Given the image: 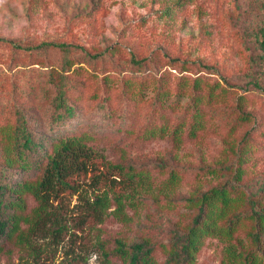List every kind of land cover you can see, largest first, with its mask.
<instances>
[{"label":"rangeland","instance_id":"rangeland-1","mask_svg":"<svg viewBox=\"0 0 264 264\" xmlns=\"http://www.w3.org/2000/svg\"><path fill=\"white\" fill-rule=\"evenodd\" d=\"M263 39L264 0H0V150L2 128L21 109L45 141L56 131L81 127L91 134L94 149L133 172L130 185L94 184L89 175L72 179L77 187L54 208L64 223L54 236L30 231L37 201L30 192L21 198L16 189L37 178L38 166L8 165L4 197L15 205L17 227L0 236V264H128L117 253L119 240L139 239L154 242L157 264H166L173 228L185 229L192 221L189 197L222 183L228 164L241 165V142L249 130L257 149L242 162L244 182L264 186ZM42 41L66 42L71 50L66 55L59 47H36ZM55 69L66 71L78 109L57 124L50 122L54 106L45 95L47 89L55 93ZM199 77L202 91L213 83L216 91L226 90L223 100L205 107L199 135L181 142L170 135H140L150 111L147 101H133L140 87L150 97L160 81L193 92ZM188 100L179 109L166 108L171 122L181 118ZM237 104L253 114L249 122L231 124L225 116L236 114ZM173 168L183 177L168 186L164 177ZM146 169L155 172L154 182H140L139 171ZM97 194L107 195L94 208L102 216L91 209ZM226 244L208 236L196 264H230Z\"/></svg>","mask_w":264,"mask_h":264},{"label":"trees","instance_id":"trees-1","mask_svg":"<svg viewBox=\"0 0 264 264\" xmlns=\"http://www.w3.org/2000/svg\"><path fill=\"white\" fill-rule=\"evenodd\" d=\"M36 45L59 47L66 55L71 50L70 44L66 42L42 41ZM16 46L22 47L23 44L18 43ZM51 79L55 93L52 96V90L47 89L45 95L49 99L52 97L54 110L51 112L50 122L57 124L75 116L78 109L77 104L70 99L72 90L67 82L66 71L53 70ZM160 82L155 84V94L151 97L146 94L147 90L140 87V94L133 98L134 102L147 101L150 106L143 129L139 131L142 136L170 135L177 142L196 137L206 125L205 107L223 100L226 93L225 88L216 91L218 87L215 83L209 90L202 91L200 85L204 80L201 77L194 79L193 92H187L183 86L172 90L164 82ZM183 82H189V79L184 78ZM187 97L189 100L184 103L183 115L171 122V115L166 112V108L179 109L178 106ZM106 107L113 108L108 103ZM236 107V114H225L231 118L230 123L233 120L249 122L253 114L244 110L240 104ZM17 114L14 122L7 123L2 128L5 145L0 150V236L17 227L16 213L11 211L15 205L11 199L4 197L5 184L2 177L5 178L7 174L8 165L22 168L32 164L38 166L39 175L35 180H25L18 187L14 186L20 196L22 192L33 194L37 206L29 229L33 232L43 231L45 235L50 233L59 236L64 230V223L60 221L59 215L54 216V208L67 192L77 187V182L72 181L75 177L89 175L94 184L102 180L111 181L115 185L132 183L133 176L130 174L133 172L127 174L124 164L112 162L105 154L94 149L89 144L92 136L86 129L78 127L72 131H56L45 136V141L35 133L24 110L18 109ZM252 139V131L249 130L241 142L242 150L238 157L241 165L233 168L232 164H228V177L222 183L197 197H189L190 207L194 212L192 221L185 229L173 228L166 247V264H196L198 252L208 236H219L227 241L225 252L230 264H264V186L247 185L242 168V162L247 159L245 156L248 157L257 149ZM104 162L106 166L102 168ZM155 166L159 171L164 170V163L161 161L155 163ZM182 177L183 171L173 168L164 177V183L173 186ZM139 179L140 182L152 183L156 180V174L154 171L151 174L150 169L143 170V173L139 171ZM106 198V194H97L91 209L94 210L96 205L102 206ZM95 212L103 215L99 211ZM154 250L155 243L150 239H139L130 244L119 240L117 246V253L128 264H157Z\"/></svg>","mask_w":264,"mask_h":264}]
</instances>
